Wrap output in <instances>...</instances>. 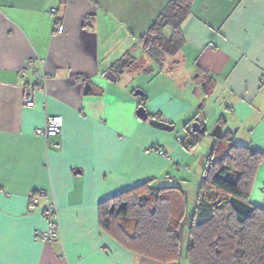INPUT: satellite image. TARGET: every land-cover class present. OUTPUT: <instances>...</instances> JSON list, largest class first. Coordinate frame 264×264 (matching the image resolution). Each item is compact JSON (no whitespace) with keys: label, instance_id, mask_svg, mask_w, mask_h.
<instances>
[{"label":"crops","instance_id":"obj_1","mask_svg":"<svg viewBox=\"0 0 264 264\" xmlns=\"http://www.w3.org/2000/svg\"><path fill=\"white\" fill-rule=\"evenodd\" d=\"M167 2L0 0V264H180L124 247L100 226L98 209L151 181L180 187L192 211L206 154L185 149L172 129L195 118L203 92L220 98L221 127L234 141L264 153V0H192L180 49L136 95L135 77L157 65L138 39ZM125 52L132 67L116 73L110 64ZM30 56L50 77L25 106L31 74L19 71ZM138 105L172 129L137 117ZM47 114L60 115L62 125L45 138L33 129ZM153 145L164 154L146 151ZM263 186L264 159L249 192L264 209ZM38 189L56 202L52 241L34 238L46 226L39 207L28 205Z\"/></svg>","mask_w":264,"mask_h":264},{"label":"trees","instance_id":"obj_2","mask_svg":"<svg viewBox=\"0 0 264 264\" xmlns=\"http://www.w3.org/2000/svg\"><path fill=\"white\" fill-rule=\"evenodd\" d=\"M191 3L168 0L138 39L154 63L162 66L180 49L181 24ZM133 61L125 52L110 69L119 73ZM193 120L184 123L185 149L201 137L190 126ZM216 140L205 156L190 213L180 187L143 181L99 203L100 226L124 247L162 262L185 256L188 264H264V209L249 200L264 153L234 141L229 130Z\"/></svg>","mask_w":264,"mask_h":264},{"label":"built area","instance_id":"obj_3","mask_svg":"<svg viewBox=\"0 0 264 264\" xmlns=\"http://www.w3.org/2000/svg\"><path fill=\"white\" fill-rule=\"evenodd\" d=\"M62 29L61 24L56 23L54 31L60 32ZM21 76H26L27 72L31 74V79L24 83L22 90V103L25 106H32L34 103V93L36 91H44L45 80L50 77V73L41 69V65L34 64L33 57H27L24 68L19 71ZM62 125V119L57 114H47L44 118L42 126L35 127L33 133L39 134L47 138L50 135L59 133ZM155 151L159 154H164V150L150 146L146 151ZM264 191V186L261 188ZM28 205L30 207H39L43 217L46 221V226L35 232L34 238L41 241H52L56 238V214L57 206L52 194L46 192L45 189H38L30 191L28 194Z\"/></svg>","mask_w":264,"mask_h":264},{"label":"rangeland","instance_id":"obj_4","mask_svg":"<svg viewBox=\"0 0 264 264\" xmlns=\"http://www.w3.org/2000/svg\"><path fill=\"white\" fill-rule=\"evenodd\" d=\"M121 54H123V53H121ZM173 59H176V58H173ZM153 65H155V64H153ZM155 66H156V69H155L156 71H149L148 73H146L145 74L146 78L144 76H142L144 74L140 75L137 78L135 77V80L133 81L131 86L134 89H136V88L137 89L138 88L139 89L145 88V85L148 82H150L152 79H154L153 77L155 75L159 76V74L161 73V72L158 73V70H157V69H160L159 64H157ZM166 67L168 68V66H166ZM174 73H177V71L175 70ZM142 86H144V87H142ZM147 88H149L148 85H147ZM168 88L171 89L170 87H168ZM200 98H202V100L204 102V105H200L199 106V110L196 111V113H195L194 120L201 121L203 123V125L205 126L206 131L204 133H201V137H200L199 141L194 145V147H196V149H201L202 152H205V154H207L209 149L211 148V146L213 144H217L218 143L216 138L213 137L210 134V131L214 127V125L217 123L216 119L218 120V118L222 114L221 113L222 109L220 107V102H221L220 98L215 96L214 92L213 93H211V92L210 93L209 92L208 93L203 92ZM197 102H202V101H197ZM214 112H216V115H215ZM225 130H227V129L222 125V131L224 132ZM172 132L174 134L178 133V134L181 135V137H183L185 131H184L183 125L180 123V124L175 125L174 129H172ZM198 152H200V151H198ZM178 262L180 264H187V260H186L185 256H182L178 260Z\"/></svg>","mask_w":264,"mask_h":264},{"label":"water","instance_id":"obj_5","mask_svg":"<svg viewBox=\"0 0 264 264\" xmlns=\"http://www.w3.org/2000/svg\"><path fill=\"white\" fill-rule=\"evenodd\" d=\"M196 75V74H195ZM201 85L204 84V81L200 82ZM89 88V84L87 82L84 83L83 91L86 92ZM134 94L141 95L142 91L140 89H135ZM136 115L142 120L147 119L148 123H150L152 126L164 129V130H170L172 129V124L168 123L167 121L158 119L156 117H148L147 111L144 106L138 105L136 108ZM190 126L192 130L197 131L199 133H204L206 131V128L204 125H201L199 121L193 120L190 122ZM222 133V127L219 123H216L214 127L211 129L210 134L215 138H220Z\"/></svg>","mask_w":264,"mask_h":264}]
</instances>
